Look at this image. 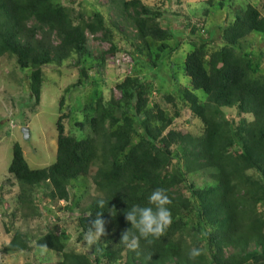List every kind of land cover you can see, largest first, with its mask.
I'll return each instance as SVG.
<instances>
[{"label":"trees","instance_id":"trees-1","mask_svg":"<svg viewBox=\"0 0 264 264\" xmlns=\"http://www.w3.org/2000/svg\"><path fill=\"white\" fill-rule=\"evenodd\" d=\"M65 1L0 0V59L14 58L20 71L30 72L35 106L41 103L44 68L50 65L62 66L75 58L79 74L64 92L86 86L88 35L96 38L101 34L110 45L97 58L102 67L108 57L118 65L123 55L133 59L120 52L101 12L85 16L75 12L76 0H67L69 6ZM118 3V16L133 28L139 55L152 61V43L160 44L161 54L176 49L168 44L175 34L162 25L160 7L144 0ZM214 3L204 0L199 20L202 27ZM262 5L264 8V0ZM121 22L113 27H120ZM198 31L192 27L193 35ZM254 32L264 36V16L257 7L248 5L208 40L192 44L184 63L190 87L171 93L156 90L157 99L153 87L134 70V76L115 85L121 98L113 93L110 100L101 96L84 109L85 122L76 123L81 132H88L84 138L66 129L65 121L73 118L76 109L67 106L62 113L66 96L61 97L55 162L32 169L20 145L13 146L9 175L20 186L18 203L29 208L30 217H40L36 190L42 189L51 203L69 202L74 184L87 181L97 195L80 210L78 241L83 240L89 218L101 211L107 234L100 238L99 251L94 246L92 254H86L69 249L71 240L65 231L54 229L33 241L18 229L6 228L11 240L3 252L24 253L33 249L32 244L35 249L46 244L48 251L61 257L57 264H264V82L254 78V60L239 49L241 41ZM123 66L130 69L132 63ZM200 91L204 95L199 96ZM167 109L174 111L173 116ZM228 109L237 110L240 118H228ZM184 111L190 112L193 123L185 133L175 126ZM205 174L210 186H187L189 176ZM158 187L165 188L171 199L173 222L153 245L141 240L137 254L120 244L121 233L131 227L124 212L133 204L145 205L148 195ZM99 199L106 202L103 210L97 206ZM78 205L68 207V211ZM15 219L13 214L12 221ZM192 220L196 226L189 230ZM193 246L203 249L196 261L187 258Z\"/></svg>","mask_w":264,"mask_h":264},{"label":"rangeland","instance_id":"rangeland-1","mask_svg":"<svg viewBox=\"0 0 264 264\" xmlns=\"http://www.w3.org/2000/svg\"><path fill=\"white\" fill-rule=\"evenodd\" d=\"M76 2L75 12L91 16L94 12L99 11L105 16L113 30L115 44L122 50L120 52L132 55V66L134 67L131 66L129 69L123 66V61L118 65L116 60L109 59V57L105 66L102 67L97 58L103 52L108 51L110 45L102 39L101 34L96 38L88 35L90 58L87 64L89 80L86 82V86L73 89L68 94L64 92V89L71 85L79 74L75 58L66 61L62 66L50 65L44 68L46 79L41 103L39 106H35V100H31L30 72L28 70L20 71L14 58L0 59V195L2 193L0 196V262L4 264H57L61 258L58 254L50 251L41 254L37 248L35 249L34 244H32L33 249L28 252L12 255L4 253V246L11 240V235L5 231L6 228L18 229L26 233L33 241L38 236L54 229L58 232L65 231L71 240L69 249L77 253L92 254V250L85 247L83 240L78 241L76 227L80 210L87 207L97 195L96 189L89 182L86 181L80 185L82 182L79 181L78 184H74L69 202L51 203L45 199L42 189L36 190L35 200L41 216L32 218L29 216L31 214L29 208L18 203L17 196L20 186L9 175L15 144L20 145L32 169L45 168L55 162L58 135L56 124L60 115L59 101L61 97L66 96V105L62 109V113L66 112L67 106L76 109L73 118L65 121L66 129L77 138H84L88 132H81L76 126L78 122H85L84 109L89 104H95L101 96L110 100L113 93L117 99L121 98V93L115 89V85L122 82L127 76H134V70L137 72L138 78L153 87L155 90L153 96L156 99L158 98L156 90H160L162 93H171L177 92L181 88H189L190 78L185 76L184 63L187 54L193 50V43L198 44L203 40H208L211 33L216 34L219 26L233 22L242 11L246 10L248 5L257 7L264 16L262 0H224L223 6L220 5L222 0H214V6L209 7L207 22L202 27L199 20L202 10L204 11L205 8L204 0H144V3L160 7L164 13L161 19L162 25L165 28H171L175 34V37L168 42L171 48H176L174 51L167 50L161 54L158 50L160 44H151L153 54L151 61L146 55L137 53L136 49L139 45L134 37L133 28L122 23L118 16L120 8L118 0H76ZM65 4L69 6L70 2L66 0ZM116 22H121L120 27H113V23ZM194 26L199 30L195 35L192 34ZM239 49L254 60L257 66L254 78L264 82V36L258 32L252 33L241 41ZM158 54L161 56L160 59H157ZM128 62L131 63V60ZM198 94L202 96L203 92L200 91ZM173 112L172 109H167L169 116H173ZM227 112L230 119L238 120L240 118L235 109H228ZM242 117L250 118L246 115ZM190 121V112L184 111L183 115L177 119L175 126L179 131L185 133L193 127V123ZM23 128L30 130L28 140L24 137ZM192 183L203 188L210 186L212 182L205 174L189 176L187 186ZM77 204L79 205L74 211H68V207ZM13 214H16V219L12 221ZM194 226H196V221L192 220L188 229L190 230ZM229 251L227 250V254Z\"/></svg>","mask_w":264,"mask_h":264},{"label":"clouds","instance_id":"clouds-1","mask_svg":"<svg viewBox=\"0 0 264 264\" xmlns=\"http://www.w3.org/2000/svg\"><path fill=\"white\" fill-rule=\"evenodd\" d=\"M171 199L167 190L158 187L151 191L145 205L133 204L124 212V217L130 228L121 233V241L125 248L130 251H140V242L143 240L147 246H151L156 240L164 236L173 222L172 213L169 208ZM100 209H105L106 202L103 199L97 201ZM107 221L103 218V212H98L94 219L89 218L87 230L83 234L84 245L87 249L99 251L100 238L107 234ZM38 251L45 254L48 251L46 244H39ZM203 255V249L193 246L187 252L190 261H196Z\"/></svg>","mask_w":264,"mask_h":264},{"label":"built area","instance_id":"built-area-1","mask_svg":"<svg viewBox=\"0 0 264 264\" xmlns=\"http://www.w3.org/2000/svg\"><path fill=\"white\" fill-rule=\"evenodd\" d=\"M131 60V57L127 56V55H123L119 60H118V63L122 64L124 62V64H131L132 63V60H131V63H129L128 61ZM123 61V62H122Z\"/></svg>","mask_w":264,"mask_h":264},{"label":"water","instance_id":"water-1","mask_svg":"<svg viewBox=\"0 0 264 264\" xmlns=\"http://www.w3.org/2000/svg\"><path fill=\"white\" fill-rule=\"evenodd\" d=\"M23 134L27 140L30 138V130L28 128H23Z\"/></svg>","mask_w":264,"mask_h":264}]
</instances>
